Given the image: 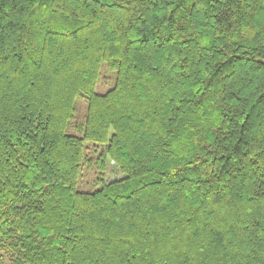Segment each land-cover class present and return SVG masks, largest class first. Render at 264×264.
<instances>
[{
	"label": "trees",
	"instance_id": "trees-1",
	"mask_svg": "<svg viewBox=\"0 0 264 264\" xmlns=\"http://www.w3.org/2000/svg\"><path fill=\"white\" fill-rule=\"evenodd\" d=\"M0 264H264V0H0Z\"/></svg>",
	"mask_w": 264,
	"mask_h": 264
},
{
	"label": "rangeland",
	"instance_id": "rangeland-1",
	"mask_svg": "<svg viewBox=\"0 0 264 264\" xmlns=\"http://www.w3.org/2000/svg\"><path fill=\"white\" fill-rule=\"evenodd\" d=\"M114 74H111L107 71V69H102L101 73V80L99 82V86L96 90L97 93L104 94L106 93L110 88L114 85ZM77 106H78V113L80 116V119L82 118V114H86V108L87 104L86 101L83 99L77 100ZM78 115V116H79ZM80 121V120H79ZM70 134L79 136V131L76 129H73L69 132ZM88 146V144H86ZM88 156L92 158V155L88 153ZM123 178V175L119 173L118 169L114 167L112 163L108 164L105 180L107 182L114 181L116 179ZM100 177L97 174L96 170L93 168H88L87 165H83L82 172L80 176V180L78 183V190L81 192H95L96 190H99L102 188V182L99 181Z\"/></svg>",
	"mask_w": 264,
	"mask_h": 264
}]
</instances>
